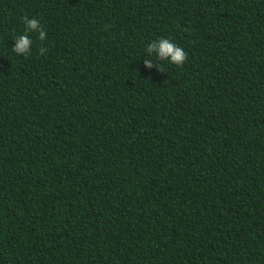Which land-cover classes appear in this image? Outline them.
I'll return each mask as SVG.
<instances>
[{"label": "trees", "instance_id": "obj_1", "mask_svg": "<svg viewBox=\"0 0 264 264\" xmlns=\"http://www.w3.org/2000/svg\"><path fill=\"white\" fill-rule=\"evenodd\" d=\"M0 264H264V0H0Z\"/></svg>", "mask_w": 264, "mask_h": 264}, {"label": "clouds", "instance_id": "obj_2", "mask_svg": "<svg viewBox=\"0 0 264 264\" xmlns=\"http://www.w3.org/2000/svg\"><path fill=\"white\" fill-rule=\"evenodd\" d=\"M24 24V32L18 35L13 41L14 46L12 51L17 55L27 56L30 53V48L33 44V40L29 33H36L37 40L44 41L47 37V33L42 29L39 21L36 18H28L27 16L22 18ZM40 54H45L48 49L46 47L40 48ZM147 53L155 55L156 60L165 61L169 63L182 66L187 59V53L184 49L178 46L176 43L170 41L168 38H160L147 45ZM145 68H153L154 66L160 71V66L155 64L152 59H145L143 61Z\"/></svg>", "mask_w": 264, "mask_h": 264}]
</instances>
